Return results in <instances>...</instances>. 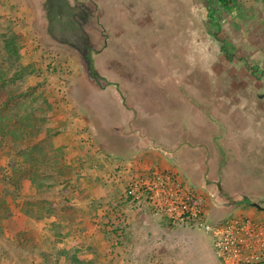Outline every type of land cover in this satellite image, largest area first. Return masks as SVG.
<instances>
[{"label": "rangeland", "instance_id": "374dc122", "mask_svg": "<svg viewBox=\"0 0 264 264\" xmlns=\"http://www.w3.org/2000/svg\"><path fill=\"white\" fill-rule=\"evenodd\" d=\"M194 1L196 8L192 0H0V71H6L10 79L15 77L13 86H20L14 90L16 94L26 92L16 99L23 105L22 112L34 111L35 118L42 120L35 123L34 129L27 130L35 132L34 141L42 143L47 151L55 147L54 154L58 159L75 171V161L66 162L69 155L66 147L72 142L80 165H90L88 182L86 180L89 184H86V189L90 192L95 184H100L97 190L102 192L101 196L108 192L121 195L124 186L126 196L128 183L149 170L141 168V162L137 161V141L141 139L137 134L151 136L167 147L172 140L173 144L174 141L194 144L209 139L216 143V139L228 133L227 138L231 140H226L227 148L221 153V158L220 154L216 156L211 163L212 169L217 167L220 173L228 175L236 187L247 185L260 197L264 196V149L255 145L250 133H238L235 122L242 113L239 100L245 102L253 92L248 87L249 77H258L257 85L261 84L260 81L264 83V0L253 3L258 4V9L251 6L248 10L240 7L246 3L240 0L242 5L236 4L231 9L233 15L230 10L223 9L220 21L224 15L227 17L226 23L222 22V29L209 22L211 5H206L207 0ZM73 8L78 13L74 19L77 24L83 21L78 16L81 11L87 14L84 20L86 35L79 34L74 28H52L56 22H67ZM50 25L52 27L48 28ZM79 29L83 30L82 25ZM11 35H18V42L22 43L18 60L13 57L8 60L3 49ZM221 38H228L235 46L232 61L221 52V43L217 42ZM216 52L220 55L216 56ZM208 53L210 57H206ZM85 55L92 57L99 73L98 79L88 72L87 64L90 62L85 60ZM212 57L214 60L210 66ZM251 63L258 68L255 74L249 69ZM17 73L25 75L20 77ZM247 79L246 84L244 80ZM38 84L41 85L37 87ZM241 85L244 86L240 88ZM261 91H264V86ZM201 107L205 111L201 112ZM218 117L225 119V126L212 124L213 120L217 124ZM81 147L89 153H83L86 157L79 154ZM157 159L161 160L159 156ZM223 162H228L227 172H223ZM8 164L9 157L0 155V167H4L0 169V199L6 201L0 208V225L3 228V215L7 211L14 212L18 208L22 213L13 200L15 189L10 182ZM107 164L113 165L114 170L105 175L103 168ZM99 170L100 178L93 174ZM125 173L131 176H128L127 186L120 178ZM180 176L189 188L196 190L197 186L191 179L185 181L191 178L190 175L181 172ZM77 177L79 175L75 171L71 182L59 184L41 194L30 181L21 182L22 195L47 198L65 211L63 215L58 212V215L30 228L40 238H52L54 225H59L60 231L66 230L65 233L72 231L63 238L60 248L65 243L80 245L83 241L84 245L88 244L84 236L86 231L81 228L87 230L94 219V215L84 212L86 201L77 189L84 187L85 182L80 180L81 185L73 183ZM200 193L204 197L208 217L213 216L209 211L213 202L208 203L212 196ZM127 200L131 205L120 201L124 208L121 210L117 205L113 217L103 213L105 209L98 218L95 217L98 219L96 223L105 215L106 222L104 219L99 222L101 227L114 226L116 239L112 241L110 236L107 239L102 235L109 249L116 245L114 243H121L119 237L122 234L119 232L127 223L123 219L125 209L143 210L140 203ZM233 214L225 213L224 216ZM112 218L115 223L111 222ZM135 218L138 220L139 216ZM179 226L195 228L192 224ZM204 235L217 258V261L206 264H222L213 248L211 236ZM3 237L0 235V240L5 241L6 236ZM44 245L50 246L48 242ZM74 245L72 249L78 248ZM10 249L14 257L19 254L15 247ZM121 251L120 248L115 254V261H112L114 253L111 249L107 254L103 253L101 261H89L87 253H79L81 251L73 253L79 258L82 255V264H137V261H123L125 257ZM174 256H178L175 250L173 261ZM85 258L88 261H83ZM158 259L157 263L164 264L161 258ZM195 260L200 264V259ZM40 263L44 264V261ZM0 264L17 263L3 258ZM64 264L71 262L64 261Z\"/></svg>", "mask_w": 264, "mask_h": 264}, {"label": "crops", "instance_id": "0c3cea01", "mask_svg": "<svg viewBox=\"0 0 264 264\" xmlns=\"http://www.w3.org/2000/svg\"><path fill=\"white\" fill-rule=\"evenodd\" d=\"M245 2L246 3L242 5L240 0H229V9L221 5H219L220 7L218 6V8L221 11L223 9L231 11V9L234 8L236 4H238L239 6L242 5L240 7H243L246 10H248L251 6L255 9H258V4L253 5L254 2L258 3L257 0H245ZM194 7L196 8L195 5ZM194 14L195 13L193 12V15ZM226 17L227 15H224V17H222V22L226 23ZM210 56L211 54L209 53L208 55H206V57ZM213 56L215 58V54ZM213 60L214 59L212 57L211 63L209 61L210 66L213 64ZM254 63H251V65L253 64L254 66ZM253 70L255 74L258 68L255 67ZM251 73H253L252 70ZM240 80H243V78H240ZM244 81L247 84L248 79ZM257 82L258 77H249L248 87L252 89L253 92L250 93V97L245 98V102L239 100V106L240 108H242V113H240V117H236L235 122L238 125V133H250L252 136V141H254L255 145L260 149H264V91H261L263 89L264 83H262L263 81H260L261 84L257 85ZM242 86L244 85H241L240 88H242ZM228 109H230V107H228ZM203 111L205 110L202 108L201 112ZM224 123L225 119L222 117H218L217 124L214 122V120L212 122V124L215 126H219L220 124L223 126ZM131 132L133 133V131ZM227 135L228 133H226L223 138L216 139V143L214 142V139L209 138V141L207 140L205 142H196L194 144L189 141H174L173 144L172 140L167 144L166 147L163 146V144L154 141L151 136H147L143 133L139 135L137 134L139 138L141 137V139L137 141V144L139 146L137 161L138 163L141 162L139 164L141 165V168H160L177 174L179 178L181 177V172H183L187 176L190 175L191 178L185 179L186 182L192 180L193 184L197 186V191L205 192L209 196H212L210 200H208V203L213 202V204H211L212 209L209 210L210 212H212L211 214L213 216H210L209 218H222L225 217V213L234 212L235 214L233 215L237 217L249 216L253 219L261 221L264 224V203L262 202L264 196L260 197L253 191V188H249L247 185L236 187L235 185H233L228 175L220 173L217 167L216 169H212L211 167V163H214L213 161H215L216 156L220 154L221 158V153L225 152V149L227 148L226 140H231L230 138H227ZM234 138L238 140L236 137ZM214 145L216 146V148H214ZM57 146L59 148L62 147L59 144H57ZM72 148L74 149L75 153H73ZM66 149L67 151H69L66 162L70 163L72 161H75L74 169L76 172H78L79 175V177H77L78 180H73V183L79 182V184L81 185L80 180H83L85 182L84 187H79V189H77V192L81 193V197L85 198L84 200L86 201V211L84 212H88L89 215H94V219L92 218L91 226L87 230L84 227L81 228V230L86 231L84 236L88 244L84 245V242L80 241L82 242L80 245H74L73 243L71 245H67L65 243V246H78L82 250L79 253H87L86 256H88L89 261H101L103 253L106 252L107 254L108 250L110 249L114 253L112 261H115V254L119 251L120 248L122 249L121 252L123 253V257H125L123 261H137V264H159V262H156L160 261L158 258H161L164 264H196L195 259H200V264L217 261V258L212 253L209 242L204 235L206 232L202 228L197 227L200 230H195L196 227H182L178 224L171 225L168 218L162 216H160L159 218L158 215L154 214L150 209H145L144 207L143 210H135L132 209V207L129 209H125L126 214L124 212L123 219H125V221L127 220V223H125L124 227L119 232L120 234H122L121 237H119L121 243L116 242L114 243L116 245H111L112 247L110 246L109 249L105 245L106 242L104 241V239H102V235L104 234L107 239H109L110 236L112 241L116 239L114 236H116L117 234L113 230L114 226L110 225L101 227V223L99 222L102 219H104V222H106L105 215L103 217L101 216L99 218L100 220L96 221V223L95 220L98 219H95V217L98 218V214L102 213V210L104 209L105 210L103 213L109 214L110 217H113L112 213L117 210V208H115L117 205H120L119 209L121 210H123L124 208V203L131 205L129 200H127L126 196L124 195V186L121 195H117V193L110 194V192H108L107 195L101 196L102 192L97 190V188L101 186L100 184H95L92 191L90 192L89 189H86V184H88L86 183V180L88 182L89 179V177L87 178V176L90 174L91 170L89 169L90 165H80L81 161H79V158L77 157L78 153L76 152L72 142L70 143V145H68V147H66ZM141 151L143 152L142 154ZM83 153L89 154L81 147V149L79 150V154ZM86 156L87 155H85L84 157ZM157 156H159L161 160H158ZM222 166H225L223 172H227L228 162H223ZM113 170V165L110 166L109 164L106 165V168H103V172L105 173V175H107L108 173H112ZM93 174H95V176H98L99 178L102 176L100 175L101 170L96 171V173L93 172ZM128 176L129 174L127 173L120 175L121 180L125 181L123 182L125 186H127L128 183ZM95 179L97 180V177H95ZM119 188H121V186ZM116 190H118V188H116ZM245 200H249L251 204H249ZM120 201L124 203H119ZM12 211L13 210H11L10 212L11 215L7 218V220H5L4 231L7 238L13 239L16 233L23 230H30V228L33 227V224L38 223L34 220L29 219L23 212L21 213L18 208L16 209V211ZM136 215L139 216L138 220H136L135 218ZM111 222L115 223L116 220L112 218ZM40 230H42V228H40ZM103 231H106V233H103ZM42 232L45 233V231ZM62 232L64 234L70 235L72 231L68 230V232L65 233L66 230H62ZM47 236H50V233L47 234ZM36 239L38 240V237H36ZM120 244L121 247L119 246ZM173 250L177 251L178 255L177 257L174 256V261ZM133 251H135L136 253ZM134 254H136V256H134ZM81 256L82 255H80V258H82ZM36 261L43 260L37 258ZM61 261L64 264L66 258H61ZM83 261L88 260H86L85 258V260ZM262 264H264V262Z\"/></svg>", "mask_w": 264, "mask_h": 264}, {"label": "trees", "instance_id": "16d2710c", "mask_svg": "<svg viewBox=\"0 0 264 264\" xmlns=\"http://www.w3.org/2000/svg\"><path fill=\"white\" fill-rule=\"evenodd\" d=\"M195 1L192 0V4ZM206 2V0H205ZM208 2V3H207ZM206 5L209 7V22L218 29H222V21L219 19L221 10L218 8V5L225 6L229 9L230 5L229 0H207ZM81 11V14L78 15L83 19L81 24L75 22V17L77 12L75 8L71 10V17L67 22H62L52 27L51 25L48 28L56 27H68V29H75L79 34L86 35V23L85 18L87 14ZM90 16V15H89ZM213 19V21L210 19ZM82 25L83 30L79 29V26ZM213 28V27H211ZM210 28V29H211ZM66 31H63L64 33ZM56 33V31H55ZM59 35H61L59 33ZM11 35L7 37L3 49L7 53V58L19 59L20 58V48L22 43L18 42V35ZM218 43H221V52L225 54V57L232 61L234 59L235 46L228 38H221L217 40ZM85 43V41H84ZM220 54L216 52V56ZM85 60H89L87 64L88 72L93 77H99V73L96 71L95 65L93 64L92 57L89 55L84 56ZM244 60V59H243ZM246 61V60H244ZM255 67L249 65V69L253 70ZM30 73V72H28ZM254 73V70H253ZM264 73V72H263ZM25 75V73H22ZM22 74L18 73L17 76ZM264 76V75H263ZM18 78V77H17ZM15 77L11 78L7 76L6 71H0V155H6L9 157V167L11 169L12 179L11 185L14 188L13 200L17 202L20 206V210L31 220L36 222H43L46 218L65 213L58 206L54 205L52 201H49L47 198H39L38 196H24L21 194V182L28 180L33 186L36 187L37 192H41L53 188L62 183H69L72 181V178L75 174V171L69 165L64 164L58 159V155L54 152L56 151L55 147H52L51 150L47 151L46 147L40 143L34 141V133L28 131V128L34 129L35 123L37 121L42 122V120L35 118L34 111H25L22 112V103L19 100L16 102V99H19L26 95L25 91L16 94L20 86H13ZM41 84H38L39 87ZM31 91V88H30ZM19 97V98H18ZM43 100H46L43 97ZM35 120V121H34ZM34 121V122H33ZM56 133V131L54 132ZM51 153V154H50ZM1 170L4 169L3 166L0 167ZM36 198V199H35ZM249 204V200H245ZM6 204L5 199H0V208L4 207ZM59 212V213H58ZM11 215L10 211H7L3 215V221ZM5 225V222H4ZM59 225H54L55 233L52 238H40L37 235L33 234L32 230H23L16 235L13 239L5 238V241L0 240V261L2 262L3 258L6 261H16L17 264H41L40 261H36L34 256H40L44 261V264H61V258H66L67 263L71 264H82L81 259L78 255H75L74 252L82 251L81 248L72 247H59V244L62 242L63 238L67 236L62 231H60ZM106 233V231H103ZM0 235H5L3 225H0ZM38 237L39 240L36 239ZM48 242L50 246H46ZM15 247V251H18L17 256L11 255L10 247ZM33 259V261H32Z\"/></svg>", "mask_w": 264, "mask_h": 264}, {"label": "built area", "instance_id": "2783aa9c", "mask_svg": "<svg viewBox=\"0 0 264 264\" xmlns=\"http://www.w3.org/2000/svg\"><path fill=\"white\" fill-rule=\"evenodd\" d=\"M127 199L140 203L172 224H192L213 240L222 264H262L264 224L249 216L209 218L204 197L175 173L149 169L132 179L125 189Z\"/></svg>", "mask_w": 264, "mask_h": 264}, {"label": "water", "instance_id": "95a60500", "mask_svg": "<svg viewBox=\"0 0 264 264\" xmlns=\"http://www.w3.org/2000/svg\"><path fill=\"white\" fill-rule=\"evenodd\" d=\"M255 205H258V204H255Z\"/></svg>", "mask_w": 264, "mask_h": 264}, {"label": "clouds", "instance_id": "9594fccd", "mask_svg": "<svg viewBox=\"0 0 264 264\" xmlns=\"http://www.w3.org/2000/svg\"><path fill=\"white\" fill-rule=\"evenodd\" d=\"M153 169H155V168H153Z\"/></svg>", "mask_w": 264, "mask_h": 264}]
</instances>
